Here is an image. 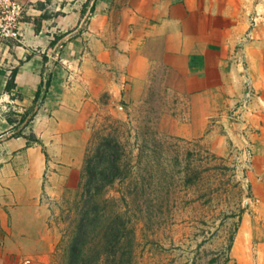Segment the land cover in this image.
<instances>
[{
  "label": "crops",
  "instance_id": "obj_1",
  "mask_svg": "<svg viewBox=\"0 0 264 264\" xmlns=\"http://www.w3.org/2000/svg\"><path fill=\"white\" fill-rule=\"evenodd\" d=\"M16 1L20 39L0 42V94L16 107L0 117V264L38 255L43 177L77 159L55 119L70 75H86L90 89L131 75L139 94L172 79L187 115L178 134L216 138L238 160L248 148L250 205L229 264H264V0ZM247 96L244 119L231 121L227 111Z\"/></svg>",
  "mask_w": 264,
  "mask_h": 264
},
{
  "label": "rangeland",
  "instance_id": "obj_2",
  "mask_svg": "<svg viewBox=\"0 0 264 264\" xmlns=\"http://www.w3.org/2000/svg\"><path fill=\"white\" fill-rule=\"evenodd\" d=\"M86 77L70 75L58 101L77 159L43 177L47 231L25 264H229L250 205L248 148L238 160L216 138L178 134L187 115L172 79L139 94L131 75L91 89Z\"/></svg>",
  "mask_w": 264,
  "mask_h": 264
},
{
  "label": "built area",
  "instance_id": "obj_3",
  "mask_svg": "<svg viewBox=\"0 0 264 264\" xmlns=\"http://www.w3.org/2000/svg\"><path fill=\"white\" fill-rule=\"evenodd\" d=\"M24 13V7L16 0H0V42L19 41V23ZM236 103L227 111L228 118L233 122L240 120L242 110L246 107L249 97ZM15 99L7 93L0 94V117L12 113L15 109Z\"/></svg>",
  "mask_w": 264,
  "mask_h": 264
}]
</instances>
